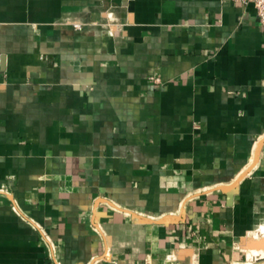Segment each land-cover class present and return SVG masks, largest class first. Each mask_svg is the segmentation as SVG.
Listing matches in <instances>:
<instances>
[{"label":"crops","instance_id":"1","mask_svg":"<svg viewBox=\"0 0 264 264\" xmlns=\"http://www.w3.org/2000/svg\"><path fill=\"white\" fill-rule=\"evenodd\" d=\"M263 221L252 5L0 0V264H237Z\"/></svg>","mask_w":264,"mask_h":264},{"label":"built area","instance_id":"2","mask_svg":"<svg viewBox=\"0 0 264 264\" xmlns=\"http://www.w3.org/2000/svg\"><path fill=\"white\" fill-rule=\"evenodd\" d=\"M232 3H240L245 6L252 5L256 11V15L259 19L260 24L264 27V0H225ZM264 236L260 238L262 241ZM254 242V243H256ZM251 246L241 247L240 245L236 246V249L239 250L243 255L244 259L237 264H264V247L254 248Z\"/></svg>","mask_w":264,"mask_h":264},{"label":"water","instance_id":"3","mask_svg":"<svg viewBox=\"0 0 264 264\" xmlns=\"http://www.w3.org/2000/svg\"><path fill=\"white\" fill-rule=\"evenodd\" d=\"M254 248H260V247H264V239L260 242L254 243L253 246Z\"/></svg>","mask_w":264,"mask_h":264},{"label":"bare ground","instance_id":"4","mask_svg":"<svg viewBox=\"0 0 264 264\" xmlns=\"http://www.w3.org/2000/svg\"><path fill=\"white\" fill-rule=\"evenodd\" d=\"M258 233L259 235H263L264 236V221L262 222V224L260 225L259 227V230H258ZM260 242V241H259ZM257 243V242H256Z\"/></svg>","mask_w":264,"mask_h":264},{"label":"rangeland","instance_id":"5","mask_svg":"<svg viewBox=\"0 0 264 264\" xmlns=\"http://www.w3.org/2000/svg\"><path fill=\"white\" fill-rule=\"evenodd\" d=\"M75 28L79 29V27H75ZM257 234H259V233H257ZM260 235H261V234H260ZM261 236H263V235H261ZM261 236H260V237H261ZM256 237H258V236H256ZM255 241H258L257 238H256Z\"/></svg>","mask_w":264,"mask_h":264}]
</instances>
